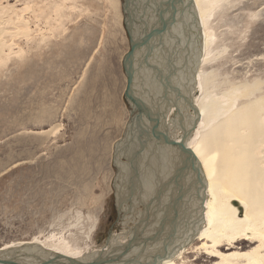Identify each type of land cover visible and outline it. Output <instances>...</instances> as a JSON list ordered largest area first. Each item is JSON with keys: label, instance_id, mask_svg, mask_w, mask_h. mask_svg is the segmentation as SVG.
Returning a JSON list of instances; mask_svg holds the SVG:
<instances>
[{"label": "rangeland", "instance_id": "obj_1", "mask_svg": "<svg viewBox=\"0 0 264 264\" xmlns=\"http://www.w3.org/2000/svg\"><path fill=\"white\" fill-rule=\"evenodd\" d=\"M122 5L0 0V250L39 240L86 257L124 232L112 231L121 225L113 147L131 118ZM202 32L212 37L201 69L214 80L197 99L226 104L225 93L242 86L264 96V0L221 4ZM120 156L128 160L130 149ZM199 245L178 263L211 264Z\"/></svg>", "mask_w": 264, "mask_h": 264}, {"label": "bare ground", "instance_id": "obj_2", "mask_svg": "<svg viewBox=\"0 0 264 264\" xmlns=\"http://www.w3.org/2000/svg\"><path fill=\"white\" fill-rule=\"evenodd\" d=\"M130 1L132 14L135 19L134 26H136V30H142L148 24L145 22L156 11L154 5L158 4L160 0ZM228 1L193 0V7L198 15L201 30H203L205 22L207 24V20L214 10ZM126 2L122 0L124 21H127L131 15L129 13L126 15L125 13L124 6ZM188 18L190 17L185 16L183 21L187 23ZM181 26V24L175 26L174 31L179 32ZM192 34H194V30H192ZM202 34L203 32H200L202 42L201 55L199 56L198 43L193 42L189 54V64L186 70L178 74L179 79H175L185 89V92H189L188 89L194 80L196 86L193 91V102L197 112L193 107L180 102L181 107L178 110L176 107L169 109L166 121L172 139L178 143L186 144L197 157L206 183L205 199L200 211V199L196 194H193L191 200L188 199L189 194L186 193L187 191L183 194L180 190H175L164 196V202L173 205L176 215L180 219L178 221L180 224L178 226L176 224L174 227L172 222L169 227H165L161 231L164 234L157 239L159 243L151 244L152 247L145 252V258L146 260L149 259L151 254L154 253L153 251H161V242L166 239L168 232H171L179 237L173 247L169 248L170 254L168 258L160 264H179L178 262L184 259V256L188 254L195 242L200 243L197 250L213 260L211 264H264V96L255 97L259 88L253 90V88L251 89L248 86H242L240 88L233 87L231 93L224 92L227 98L226 104H224L225 102L222 103V101L205 102L204 98L198 100L200 93L203 94L201 97H204V91H207L214 80L211 81V78L214 77L213 74L206 75L201 69L211 61L209 48L212 37L205 33L204 35ZM192 38H195V36H192ZM169 44L171 45L172 41H169ZM143 56L144 52H140L138 55L139 64L137 63V66L139 68H137L135 91L145 98L151 95L158 97L161 86L156 82L155 77L150 72L152 69L148 66L154 60L150 58L144 61ZM184 56H187V54L183 50L179 59ZM164 58L166 57L160 51H157L156 57H154L161 66L164 65ZM198 60L197 71L193 75L195 64ZM216 84L218 83L216 82ZM238 89H241V92L239 95H235L234 91ZM237 100L243 102L238 104L236 103ZM161 109L163 112V107ZM193 125H195V128L188 132ZM146 126L147 124L142 123L138 133L132 131L133 135L131 137L133 141L121 149L125 151L130 149L132 155L139 151L143 152L145 144L143 142L147 138L146 131L144 132ZM131 129L135 130L136 128L133 126ZM122 143L124 144L123 141ZM116 144L117 142L114 147ZM120 151L118 154H115V151L113 153V161L117 164L122 162ZM142 152L136 159L138 173L140 174L137 184L127 181L128 171L125 168L128 165L123 162V172L120 175L122 180L118 183V189H120L121 181L124 184V189L117 192L118 195H121L120 198L124 196L126 201L127 190H130L132 186H134V189H137V186L142 188V191L139 190L141 204L136 208L135 200L138 199L137 194L132 197L131 203L129 201L124 206L123 204H118L120 209L130 205L138 215L143 204L147 201L146 198L154 196L161 189L163 183H166L171 178L172 172L173 176L178 177L180 174L179 167L181 165L186 166L189 163L186 156L183 157L177 150L168 147L163 142H149L145 147V151ZM178 163L179 166H177ZM185 197L186 199H184ZM187 199L184 210L179 211L177 208ZM125 201L121 200L122 203ZM174 210L171 209V213ZM199 211L202 212L200 218ZM138 215L131 214L130 217L128 215L127 217H122L119 229H124V232L111 234L115 238L113 240L115 243H125L131 238V233H128V230H132L139 222L137 220ZM126 220L136 222H132L134 224L133 227H128L125 224L130 222L127 223ZM122 225L126 226L127 229ZM142 229H144V226ZM146 230L144 231L147 232ZM155 235L156 232L152 233L153 237ZM244 243H249L251 247L248 250H242L239 246ZM28 244L37 245L41 249L40 252L46 250L48 255L57 253L81 260L88 259L94 256L93 253L107 248V245L104 244L97 250H91L86 257H81L71 255L59 248H51L42 241L34 240L3 248L0 250V257L11 250L23 249ZM151 249L153 251H150ZM223 249L227 251L225 252ZM125 260H122L121 263L119 260L115 264H131Z\"/></svg>", "mask_w": 264, "mask_h": 264}, {"label": "water", "instance_id": "obj_3", "mask_svg": "<svg viewBox=\"0 0 264 264\" xmlns=\"http://www.w3.org/2000/svg\"><path fill=\"white\" fill-rule=\"evenodd\" d=\"M130 4L131 1L127 0L124 6L126 15L129 13L132 16L130 15L127 21H124L130 40V50L124 56L123 69L127 78L124 99L131 106V118L129 124H127V129L123 138L118 141L114 147L115 154H118L121 148L133 141L131 137L133 132L138 133L140 125L145 123L147 126L144 132L146 131V137L148 139L146 138L143 142L145 143L143 146L144 151L149 142H163L168 147L177 150L183 157L186 156L189 163L186 166L181 165V167H179L180 174L178 177L173 176L172 172L171 178H169L166 183H163L155 197L150 198L143 204L142 210L139 212V222L132 230H128V233H131V238L127 240V242L115 243L113 241L115 238H113L111 234H108L104 242L107 248L93 253L94 256L85 260L74 259L57 253L48 255L46 250L40 252L41 249L37 245L33 246V244H28V246L23 249L6 252L0 257V264H115L117 261L120 260L121 263L122 260L125 259L126 262L131 264H160L168 258L170 254L169 248L173 247L177 242L178 235L175 236L171 232H168L166 239L161 242L162 250L153 251L151 249L150 251L154 253H152L151 257L147 260L145 258V252L148 248L152 247L151 244L155 245L159 243L157 239L162 237L164 232L161 231L165 227H169L172 222L177 224V226L180 224L178 222L180 219L177 217L173 205L164 202V196L175 190H180L183 194L187 191L186 193L189 194L188 199L191 200L193 194H196L200 199L199 209L200 211L202 210L205 199L206 183L201 165L193 151L189 149L186 144L178 143L172 139L166 121L169 109L171 110L172 107H176L178 110V108L181 107L180 102L193 108L195 107L193 102V91L196 83L194 80L191 87L188 89L189 92H185V89L175 81V79L177 80L178 78V74L186 70L189 64V54L193 42L198 43L197 48L199 56L201 55V29L199 27L198 15L193 7V0H160L158 4L154 5L156 11H154L152 17L145 22L148 24L142 30H136V26H134L135 19ZM185 16L190 17L187 19V23L183 21ZM180 24L182 26L179 32L174 31L175 26ZM192 30H194V34H192ZM192 36H195V38H192ZM169 41H172L171 45ZM183 50L188 57L184 56L179 59ZM157 51L162 52L166 57L164 58L163 66L159 64L158 60L154 59ZM140 52H144V61L150 58L154 60V62L149 63L148 66L152 69L150 72L155 77L156 82L161 86L160 95L158 97L151 95L145 98L135 91L137 68H139V66H137V63L139 64L138 55ZM198 64L199 60L195 64L193 75L197 71ZM161 107L164 109L163 112ZM194 110L197 112L195 108ZM133 126L136 128L135 130L131 129ZM193 128H195V125H193L188 132ZM141 133L143 132L141 131ZM141 152L142 151H139L133 154L128 160L122 158L121 163L119 162L117 164L114 161L116 176L112 186L115 192L116 209L118 211V204H123L124 206L129 201L131 203L132 197L136 194L138 199L135 200V208L141 204L139 186H137V189H134V186H132L130 190H127L128 195H126V201L124 196L120 198L121 195L117 193L119 191L118 183L121 180L120 175L121 172H123L122 167L124 166V160L128 163V167L125 168L128 171L127 181L137 184L140 174L138 173L136 159L141 155ZM177 166H179V163ZM187 184L189 185L187 186ZM184 199H186V197ZM188 199L184 200L181 206L179 205L177 208L179 211L184 210ZM121 200L125 202L122 203ZM171 209L174 210L173 213H171ZM199 214L200 218L202 212ZM143 226L144 229H142ZM154 232H156L155 237L152 236ZM17 257L19 258L17 259Z\"/></svg>", "mask_w": 264, "mask_h": 264}, {"label": "flooded vegetation", "instance_id": "obj_4", "mask_svg": "<svg viewBox=\"0 0 264 264\" xmlns=\"http://www.w3.org/2000/svg\"><path fill=\"white\" fill-rule=\"evenodd\" d=\"M155 195H156V194H155ZM155 195H154V196H150V198H151V197H155ZM148 197H149V196H148ZM148 197L146 198L147 201L150 199V198H148ZM147 201H146V202H147ZM128 207H129V208H128ZM118 209H119V211H120V212L118 213V214H119V221H118V224H120L121 219H122V216H123L126 212H128V217H130L131 214H136V215H138L136 212H134V208H132L130 205H128V206L125 207L124 209H120L119 207H118ZM126 209H127V210H126ZM141 210H142V209H141ZM141 210H140V212H141ZM137 220L139 221V215L137 216ZM126 222L128 223V222H131V221H129V220L127 221V220H126ZM120 226H121V225H118V226L115 225V226H114L115 230H112V231H114V232H115V231H119ZM133 226H134V225H133ZM119 232H120V231H119Z\"/></svg>", "mask_w": 264, "mask_h": 264}]
</instances>
